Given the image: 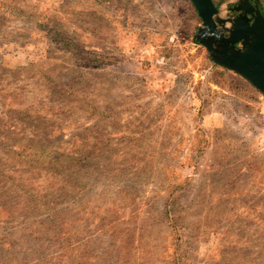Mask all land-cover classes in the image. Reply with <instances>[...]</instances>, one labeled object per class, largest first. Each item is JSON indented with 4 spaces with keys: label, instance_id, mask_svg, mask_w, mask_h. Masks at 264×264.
Wrapping results in <instances>:
<instances>
[{
    "label": "rangeland",
    "instance_id": "rangeland-1",
    "mask_svg": "<svg viewBox=\"0 0 264 264\" xmlns=\"http://www.w3.org/2000/svg\"><path fill=\"white\" fill-rule=\"evenodd\" d=\"M200 25L191 0H0V264H264V95Z\"/></svg>",
    "mask_w": 264,
    "mask_h": 264
},
{
    "label": "water",
    "instance_id": "water-1",
    "mask_svg": "<svg viewBox=\"0 0 264 264\" xmlns=\"http://www.w3.org/2000/svg\"><path fill=\"white\" fill-rule=\"evenodd\" d=\"M191 1L201 18L195 39L211 60L239 74L264 95V15L257 0H236L229 9L238 13L231 18L219 16L212 0Z\"/></svg>",
    "mask_w": 264,
    "mask_h": 264
},
{
    "label": "flooded vegetation",
    "instance_id": "flooded-vegetation-1",
    "mask_svg": "<svg viewBox=\"0 0 264 264\" xmlns=\"http://www.w3.org/2000/svg\"><path fill=\"white\" fill-rule=\"evenodd\" d=\"M250 1V0H249ZM251 3H254L255 2V0L254 1H250ZM230 10V9H229ZM238 13V11H234V10H230V16L229 17H227V18H231V17H234L236 14Z\"/></svg>",
    "mask_w": 264,
    "mask_h": 264
},
{
    "label": "trees",
    "instance_id": "trees-1",
    "mask_svg": "<svg viewBox=\"0 0 264 264\" xmlns=\"http://www.w3.org/2000/svg\"><path fill=\"white\" fill-rule=\"evenodd\" d=\"M250 1H254V0H250ZM258 7H259V9L261 10V12L263 13V15H264V7L261 5V2H260V0H258ZM194 41H196L195 39H194ZM204 107V105H202V108Z\"/></svg>",
    "mask_w": 264,
    "mask_h": 264
}]
</instances>
